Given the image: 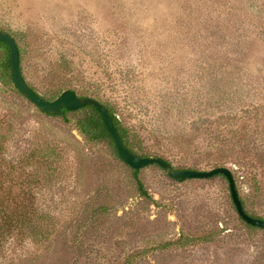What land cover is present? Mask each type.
<instances>
[{
	"label": "rangeland",
	"instance_id": "rangeland-1",
	"mask_svg": "<svg viewBox=\"0 0 264 264\" xmlns=\"http://www.w3.org/2000/svg\"><path fill=\"white\" fill-rule=\"evenodd\" d=\"M0 30L41 95L93 93L147 150L170 142L176 165L210 161L207 144L242 121L250 141L232 146L257 169L236 186L264 216V0H0ZM140 179L149 198L0 69V204L21 219L0 234V264H264V231L240 222L227 181L174 183L150 166Z\"/></svg>",
	"mask_w": 264,
	"mask_h": 264
},
{
	"label": "trees",
	"instance_id": "trees-1",
	"mask_svg": "<svg viewBox=\"0 0 264 264\" xmlns=\"http://www.w3.org/2000/svg\"><path fill=\"white\" fill-rule=\"evenodd\" d=\"M0 32H8L5 30H0ZM15 38V37H14ZM17 44H18V48L20 51V66H21V71L23 74L24 79L25 75L23 72V58H25V52L23 51L24 49H22L21 45L18 43L17 39L15 38ZM10 58H11V52H10V48L9 46L5 43L0 41V69L2 70V75L4 76V78H6L11 86L16 90V92L18 94H20V96H22L24 99L28 100V102H30V100L27 98L26 95H24L14 84L13 79H12V74H11V68H10ZM26 82L28 83V81L26 80ZM29 85V83H28ZM36 93H38L39 95H41L33 86L29 85ZM73 86V84H64V88L62 90H60L59 92H55L52 96L50 97H46L41 95L43 98H45L48 101H53L55 100L57 97H59L61 95L62 92H64L65 90H73L76 93L78 91H76L75 88L71 87ZM78 96L80 97H91L94 98L96 100L99 101V103H102L100 101V99L94 95L91 92H85V93H77ZM32 103V102H31ZM33 104V103H32ZM109 111L110 116L114 122L115 127L117 128L124 145L128 148V150L133 153L136 156L139 157H158V158H162L164 160H166L175 170H198V171H208V170H212L214 168H218V167H226L229 168L234 176V181L237 184V181H241V180H245V177L239 173H241L242 169H244L245 167L249 166L250 168H254V171L257 169V165L255 163L252 162L251 159L246 158L245 156H241V153H238L237 151L234 150L238 147H246V143H248V141H250V130L248 128H244V124L243 122H239L235 125H237L240 129L236 130L235 129V125H231V130H228L227 132L231 133V135L227 138H220L219 140H213L211 142L210 145L207 144V146L205 147V150H207V152L211 151V160L203 163V164H197V163H192V164H181L182 162H180L182 159H180L179 164L180 165H176L173 162V158L167 157L165 155V153H163L164 151H171L170 149V142H166L168 145H166V143L161 140L159 137H155V141L153 142V144L151 146L160 149V153H156L153 151H149L147 150V146L144 145L143 142H141L142 140L137 136L136 132L133 130V126L131 124H128L125 122V120L123 118H121V116L115 111V109L109 107V105L102 103ZM45 114V113H44ZM47 116L50 117H54V118H59L61 119L66 125L71 126L72 128H74L76 131H78L81 136L84 138V140L90 144L92 147L95 148H100V147H107L114 155L115 157V161L117 164H122L124 167H126L131 174L132 180L135 182L136 184V188L138 190V192L140 193V195L149 198L150 195L148 193V190L145 187V184L143 183L142 179H140V174H141V169L136 170V169H132L131 167H129L118 155V150H117V146L115 144V142L113 141L114 139L112 138L111 134L107 131L103 120L101 118L100 112L97 110V108H95L92 105H88L84 108H80L76 111H68L66 109H63L62 112L60 114L57 113V115H51V114H46ZM146 130H148L149 134H152L149 129H147V127H145ZM155 133V132H154ZM153 135V134H152ZM223 136H225L224 134H222ZM226 137V136H225ZM234 145V147L232 146ZM180 151H182L184 155H186L185 157L189 158V156H187V151L185 150V147H179ZM164 150V151H163ZM264 151V149H262ZM159 152V151H158ZM241 154V155H240ZM264 155V152H263ZM185 157L183 159H185ZM175 159V158H174ZM261 159L264 160V158L259 157L257 158L258 162L261 161ZM250 160V161H249ZM189 163V162H187ZM230 166H233L232 169ZM150 167H154L156 169H158L161 173H163L167 178H169V180L173 181L174 183H184V182H191V181H198V180H208V181H212V180H216V179H223L225 181H227V178L224 175H216L212 178L209 179H188L184 182H178L176 180H173V178L169 177V175L166 173L165 170H163L161 167H159L158 165L154 164V165H150ZM202 167H205L207 169H203ZM234 168V170H233ZM252 173H254L252 171ZM251 173V174H252ZM252 179L257 180V175H251ZM228 182V181H227ZM229 184V182H228ZM230 190V187H229ZM238 193L242 202V205L244 207V210L246 211V213L248 215H250L253 218L256 219H261L264 220V216L260 215L258 213H256L254 211L252 202L250 201L249 198L245 197V194H242L239 191L238 188ZM231 194V192H230ZM232 199V196H231ZM232 204L234 205V202L232 200ZM9 210V207L6 206V204H0V234H7L10 235L12 234L14 229H17V221L19 222L21 219L19 218V220H17L16 216L12 213L13 210L7 211ZM236 210V208H235ZM102 211V209L100 210ZM237 212V210H236ZM105 213V212H104ZM238 214V212H237ZM239 216V214H238ZM93 220V219H92ZM239 220L240 222L243 224V226L245 228H247L248 231L254 233V232H258V231H264V228H259V227H254L251 226L249 224L246 223V221L244 219H242L239 216ZM218 235V232L216 230H211L209 232H202L201 235L198 236V238L196 237L197 241H211ZM186 239L189 240V236L186 235Z\"/></svg>",
	"mask_w": 264,
	"mask_h": 264
},
{
	"label": "water",
	"instance_id": "water-1",
	"mask_svg": "<svg viewBox=\"0 0 264 264\" xmlns=\"http://www.w3.org/2000/svg\"><path fill=\"white\" fill-rule=\"evenodd\" d=\"M0 41L5 42L11 52L10 68L12 79L16 87L27 96L41 112L45 114L57 115L62 112L63 109L68 111H76L80 108H84L88 105H92L100 112L103 123L107 131L111 134L113 141L115 142L118 150L119 157L132 169H143L150 165H158L169 177L178 182H184L188 179H209L216 175H224L229 182L230 192L235 208L239 216L246 221L247 224L264 228V220L256 219L246 213L242 205L236 182L232 171L226 167H218L208 171L198 170H175L166 160L158 157H139L131 153L124 145L123 140L114 125V122L110 116L108 109L98 100L91 97H80L73 90H65L53 101H48L41 95L36 93L26 82L23 77L20 66V51L18 44L12 34L8 32H0Z\"/></svg>",
	"mask_w": 264,
	"mask_h": 264
}]
</instances>
